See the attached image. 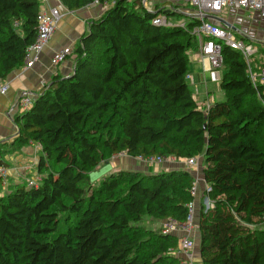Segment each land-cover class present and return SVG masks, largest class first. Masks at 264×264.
I'll list each match as a JSON object with an SVG mask.
<instances>
[{
	"label": "trees",
	"instance_id": "obj_1",
	"mask_svg": "<svg viewBox=\"0 0 264 264\" xmlns=\"http://www.w3.org/2000/svg\"><path fill=\"white\" fill-rule=\"evenodd\" d=\"M95 1L60 0L69 11ZM41 7V0H0V80L24 66ZM167 11L116 0L75 47L73 73L55 76L17 114L18 135L11 151L0 144V167L8 166L6 153L36 144L40 181L4 191L0 177V264H179L170 254L177 235L133 223L144 215L185 222L194 173L122 169L95 185L96 169L121 153L202 157L210 191L199 202L201 264H264V230L256 227L264 219L262 89L243 54L225 46L226 100L200 109L186 79L200 50L196 23L154 25Z\"/></svg>",
	"mask_w": 264,
	"mask_h": 264
},
{
	"label": "built area",
	"instance_id": "obj_2",
	"mask_svg": "<svg viewBox=\"0 0 264 264\" xmlns=\"http://www.w3.org/2000/svg\"><path fill=\"white\" fill-rule=\"evenodd\" d=\"M101 0H96L99 4ZM146 9L153 12L157 6L166 5L168 14L163 13L153 21L154 25L161 27H180L188 28V23H173L170 18L172 14L183 15L190 18L191 22L196 23L193 34L197 35L200 43V50L197 53L202 62L209 65L211 72H218L223 69V49L225 46L239 51L243 54L248 67L249 75L253 83L260 85L264 96V66H260L258 71L252 68L251 58L259 53L256 41L243 30V21L253 20L255 15H260L264 19V0H143ZM108 10V7H106ZM62 13L58 8L46 10L41 7L38 21V35L36 41L28 48L24 67L31 69L39 61L42 52L49 45L55 35L58 23L62 18ZM246 39V41L244 40ZM72 55V49L65 48L57 51L52 57V66L56 67L65 62ZM191 81L190 74L186 77ZM9 85L0 80V95H5ZM34 97L26 93L19 101V111L30 110L33 106ZM202 110H208L210 105H199ZM119 155H126L121 153ZM115 157V156H114ZM145 165L151 167L154 165L174 164L178 159L170 157H149L146 159L137 158ZM187 169L195 175V183L191 189L193 201L188 205L189 215L185 222H179L174 219H167L163 223L161 230L163 235H177L178 248L174 252L175 257L180 258L179 264H198L195 257L196 237L198 221H196L197 199L200 198V175L193 170L202 169V157H192L183 159ZM9 171L6 167H0V177L3 180V186L7 185ZM198 175V176H197ZM205 182V180H204ZM39 183L33 179L29 182L30 187ZM204 193L210 191V187L205 183ZM205 205L207 210L214 207V204L206 198Z\"/></svg>",
	"mask_w": 264,
	"mask_h": 264
},
{
	"label": "crops",
	"instance_id": "obj_3",
	"mask_svg": "<svg viewBox=\"0 0 264 264\" xmlns=\"http://www.w3.org/2000/svg\"><path fill=\"white\" fill-rule=\"evenodd\" d=\"M41 2L42 8L46 10L58 8L63 16L58 23L55 35L51 39L49 45L40 55L39 61L34 65V67L27 69L23 66L22 68L12 72L8 79L5 80V82L9 85V89L5 95H0V144L4 145L6 151H11V144H13L18 135V127L16 125L15 118L20 112L18 107L19 101L23 94L26 93L36 98V95L42 90V88L49 84L55 76L61 75L66 77L71 75L74 69L75 47L81 38L89 31L91 22L100 19L107 11L106 6L95 3L78 11H69L61 4L60 0H41ZM243 30L247 32L250 37L258 41L255 44L259 48V53L260 51H263V54L260 58L263 57L264 59V19H262L260 15L257 14L254 16L252 22L243 21ZM65 48L72 49V55L60 65L56 67L52 66L53 55L57 51ZM202 63L204 74L208 75L209 72H211L209 65L206 62ZM260 65L261 64H258L257 61L254 70L257 68L255 71H258ZM190 75L192 76V79H195L193 74ZM213 78H217V76L214 75ZM194 98L198 105L204 104L210 105L211 107L214 104L210 100L211 97L209 93L206 95V99L198 100L196 95ZM39 151L40 147L38 145L29 144L14 153H6L5 158L8 162V166L6 168L9 171L8 183L13 182V184L16 185L22 182L21 179H23L24 176L32 177L33 179L35 176H38L37 164L39 161ZM112 163H115L114 166L111 167L112 169L117 168V166H121V170L137 169L138 171L143 172L147 170L144 163L141 164L138 162L137 158L133 159L128 155H116L110 160L109 163L104 165L103 170L105 172L112 171L110 168ZM202 167H204L203 163ZM175 168H186L184 160L179 159L174 164L172 163L162 165L163 170ZM193 171L199 174V179L202 180L200 184V198L197 199L196 207V221H198L199 202L204 192L203 190L205 188V182L202 177V169ZM93 176L94 175H92V177ZM256 227H260L264 230V219L263 222ZM195 257L197 263L201 264V254L198 243L195 249Z\"/></svg>",
	"mask_w": 264,
	"mask_h": 264
},
{
	"label": "rangeland",
	"instance_id": "obj_4",
	"mask_svg": "<svg viewBox=\"0 0 264 264\" xmlns=\"http://www.w3.org/2000/svg\"><path fill=\"white\" fill-rule=\"evenodd\" d=\"M101 5H104L106 7H108V9H110L111 7H113L116 4V0H101L100 3ZM170 20L173 23H188L190 21V18H187L185 16H174L171 17ZM198 53V52H197ZM197 53H192L190 55V59H191V65H190V74H193V76L195 77V81L191 80L189 81V85H190V89L193 92L194 96L196 95V97H198V100H202V99H206V95L209 93L210 97H211V102L216 103V102H223L226 100V96L225 93L221 90L220 88V84L219 81L222 79L224 71L221 69L218 72H209L208 75L204 74V70H203V63L201 61V59L199 58ZM261 52L255 56H253L251 58V61L253 62V67L256 66L257 61L260 59L261 57ZM215 76H217V78H213ZM213 76V77H212ZM198 91V93H197ZM6 159V158H5ZM108 162H104L98 169H96V171L92 174L94 175L92 177V182L95 185H99L101 183V180H103L104 178L110 176L113 173H116L118 171L121 170V166H117V168L112 169L111 167L114 166V164L112 163L110 168L112 169V171H108L105 172L103 170L104 165ZM139 163H143L141 161L138 160ZM134 163V162H133ZM10 165V164H9ZM119 167V168H118ZM122 168H126V167H122ZM147 170L144 171V173H153V174H159L160 172L163 171L162 169V165L158 164V165H154V166H147L146 165ZM134 171H138L137 169ZM139 172H143V171H139ZM34 179L40 181V178L38 176H35ZM33 180L32 177H28V176H24L23 179H21V183H26L29 186V182ZM10 183V182H9ZM7 181V184L4 188V191H7L8 189L11 188L13 184V182H11L10 184ZM20 183V184H21ZM136 226H141L147 230H154V231H159L162 230L163 228V221H157L154 220L151 216L148 215H144V217L142 218V221L140 222H134L133 223ZM177 250L176 249H172L170 254L172 256L174 255V252Z\"/></svg>",
	"mask_w": 264,
	"mask_h": 264
},
{
	"label": "water",
	"instance_id": "obj_5",
	"mask_svg": "<svg viewBox=\"0 0 264 264\" xmlns=\"http://www.w3.org/2000/svg\"><path fill=\"white\" fill-rule=\"evenodd\" d=\"M168 14V13H167Z\"/></svg>",
	"mask_w": 264,
	"mask_h": 264
}]
</instances>
